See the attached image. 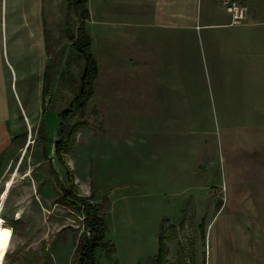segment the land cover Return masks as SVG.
Instances as JSON below:
<instances>
[{
	"label": "rangeland",
	"instance_id": "rangeland-1",
	"mask_svg": "<svg viewBox=\"0 0 264 264\" xmlns=\"http://www.w3.org/2000/svg\"><path fill=\"white\" fill-rule=\"evenodd\" d=\"M64 1L62 5L60 0L59 9L64 6L65 19L51 27L53 83L46 106L44 88L36 80L28 99L22 84H15L18 103L12 107L21 104L27 107V114L21 115L22 130L18 132L22 135L8 149L0 177V193L12 182L2 206V215L14 231L4 264H77L78 260L83 218L58 202L64 187L69 186V177L56 146L60 113L79 91L85 60L67 34L68 22L77 32L80 17L69 12L68 0ZM259 5L264 15V3ZM221 12L228 16L226 8ZM162 46L163 66L157 70L152 50L140 55L141 67L135 68L128 66L129 52L124 45L110 51L92 45L100 66L96 93L84 115L79 112L67 120L71 125L84 122L66 154L79 178L80 193L93 201L108 195L116 200L108 232L116 252L109 258L101 251L100 264H150L159 249L156 227L162 215V230L177 232L169 246L171 264L179 261L182 248L188 257L202 254L198 264L205 260L207 264H264V114L238 113L264 107V80L249 86L224 83L219 87L208 67L209 57L195 37L189 43L184 34H175ZM130 54L138 58L140 53L135 49ZM115 58L126 66H113ZM138 73L146 82L142 94L151 108L138 110L132 104L137 100H129L132 90L115 91L107 100V90L115 85L111 80ZM158 74L165 82L152 83V75ZM134 82L137 88L136 79ZM158 88L161 98L156 94ZM167 97L175 102L172 112L165 108L164 114L155 115L152 105ZM31 109L38 113H30ZM229 112L233 113L226 114ZM174 121L179 140L184 139L185 144L175 148L178 160L172 177L156 179L153 162L148 163L153 158V127ZM195 165H201L199 173L211 188L210 197H214L212 189L219 191L208 211L198 212L193 201L188 204L189 191L179 193L193 180L190 169ZM147 186L162 189L146 191L155 193L143 209L145 201H138L145 192L139 197L138 191ZM163 190L171 195H163ZM123 192L127 196L122 197ZM182 198L187 201L182 203ZM220 198L225 200L221 209ZM202 221L207 232L205 244L201 241Z\"/></svg>",
	"mask_w": 264,
	"mask_h": 264
},
{
	"label": "crops",
	"instance_id": "crops-1",
	"mask_svg": "<svg viewBox=\"0 0 264 264\" xmlns=\"http://www.w3.org/2000/svg\"><path fill=\"white\" fill-rule=\"evenodd\" d=\"M64 2L62 0V5ZM244 2L249 8L247 21L236 25L231 23L232 16L227 9L228 16H224L221 12L222 8H225L221 0H89L91 15L87 22V29L91 34L93 47L99 44L110 51L112 47L117 50V45H124L129 52L128 66L141 67L140 55L146 50H152V62L157 70L163 66L161 52L165 41H171L175 34L179 33L184 34L185 41L189 43L195 37L203 45L209 57L208 67L212 68L219 87L224 83H234L239 87L246 84L249 86L264 80V15L259 5L264 3V0H244ZM59 6L60 0H0V157L4 156L0 177L4 170L8 149L22 135L18 132L22 130L21 115L24 112L27 114V107H22L21 104L18 108L12 107L16 105V102L18 103L15 84L19 82L22 84L27 99L29 94L31 95L35 80L44 88L45 72L50 61L51 27L56 22L61 24L60 20L65 19L64 6L62 11ZM135 49L140 53L138 58L130 54ZM115 59L113 66L124 64V61L120 63L118 58ZM136 76L124 74L123 77L117 76L111 80L116 87L115 85L109 87L106 93L107 100H111L110 97L115 91L132 90L131 92L134 93L129 96V100H137L132 104L137 105L138 110L141 107L143 110L151 108L142 94L146 90L144 77L139 73ZM135 79L138 83L137 88ZM160 80L165 82L164 78L158 74L152 75L150 81L156 84ZM156 94L160 98L163 96L160 95L159 88ZM160 98L152 105L154 114L162 115L167 108H170L172 112L171 109L175 107V102L172 103L173 99L167 97L160 100ZM184 100L188 99L184 98ZM28 105H32V102L29 101ZM261 109L264 110V107L238 113L264 114V111L259 112ZM30 113L36 114L38 111L31 109ZM174 114H176L175 109ZM153 129L155 131L153 158L148 163L153 162L156 179L167 180L172 177L174 165L178 160L175 148L179 145L183 146L185 141L179 140L178 125L175 121L161 126L154 125ZM166 131H168L167 134ZM200 168L201 165H195L190 169L193 180L184 188V191L179 193L185 194L189 191L188 204L190 205L189 200L193 201L195 209L203 212L209 210L210 203H213L219 191L212 189L214 197H210L211 188L203 182V176L199 173ZM78 180L77 177V182ZM9 188L10 186L7 185L3 192L8 191ZM160 189L162 188L153 190L147 186L146 189L144 188L145 191L139 190L138 195L141 192H145L144 195L150 194ZM151 194L146 197L143 195L138 201L139 204L145 201L141 206L143 209L146 201L154 197ZM162 194L171 195L168 190H163ZM125 196L127 193L123 192L122 197ZM109 197L107 218L109 229L112 230L113 220L110 212L115 209L116 200L114 195ZM186 201L187 198L181 199L182 203ZM167 202L172 201L168 198ZM224 203L225 200L220 198L218 208L221 209ZM163 217L164 215L160 217L156 227L159 241ZM203 224L202 221L201 226ZM176 238L168 241V245L170 246ZM205 240H207V232L206 237L203 235L201 237L202 244L203 242L205 244ZM158 252L159 249L153 255L156 256ZM188 256L189 264H198L203 259L202 254L198 252L194 254V261H191V257ZM168 259H170V252ZM204 263L207 264V261L205 260Z\"/></svg>",
	"mask_w": 264,
	"mask_h": 264
},
{
	"label": "trees",
	"instance_id": "trees-1",
	"mask_svg": "<svg viewBox=\"0 0 264 264\" xmlns=\"http://www.w3.org/2000/svg\"><path fill=\"white\" fill-rule=\"evenodd\" d=\"M89 0H68L69 12H74L80 17V23L77 32H74L72 25L68 22L67 34L73 47L79 55L84 58L85 65L81 76L79 91L70 105L60 113L61 121L59 126V140L57 141V152L60 159L67 165L69 186L64 187L63 195L58 202L76 210L83 218V232L77 245L78 260L77 264H100L99 253L106 252L111 258L116 252V246L109 238V222L107 218V208L110 197L106 196L101 201H93L89 196L83 195L79 191L77 179L67 161V152L73 145L75 134L84 122L68 124L67 120L77 113L84 115L89 107L91 99L95 96L97 81L100 73V66L92 52L93 40L87 22L90 19ZM52 66L48 64L44 80V105L52 88ZM46 110V107H45ZM42 130L44 129L41 125ZM4 156L0 157V171L3 165ZM222 205L219 204V207ZM202 235L206 237L204 224L201 226ZM177 232L167 233L162 230L159 241V252L153 257L150 264H171L169 263V245L168 241L174 239ZM194 255L191 261H194ZM174 264H189L185 249L179 252V261Z\"/></svg>",
	"mask_w": 264,
	"mask_h": 264
},
{
	"label": "bare ground",
	"instance_id": "bare-ground-1",
	"mask_svg": "<svg viewBox=\"0 0 264 264\" xmlns=\"http://www.w3.org/2000/svg\"><path fill=\"white\" fill-rule=\"evenodd\" d=\"M9 186L12 182L9 181ZM7 191L3 192L0 197V264L5 263L6 255L11 247L14 231L10 225H7L5 218L2 215L3 200L6 197Z\"/></svg>",
	"mask_w": 264,
	"mask_h": 264
},
{
	"label": "built area",
	"instance_id": "built-area-1",
	"mask_svg": "<svg viewBox=\"0 0 264 264\" xmlns=\"http://www.w3.org/2000/svg\"><path fill=\"white\" fill-rule=\"evenodd\" d=\"M221 4L231 13L232 24L240 25L247 21L249 8L244 0H221Z\"/></svg>",
	"mask_w": 264,
	"mask_h": 264
}]
</instances>
